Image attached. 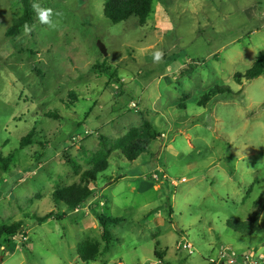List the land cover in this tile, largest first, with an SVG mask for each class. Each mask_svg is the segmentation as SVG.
I'll use <instances>...</instances> for the list:
<instances>
[{
	"label": "rangeland",
	"instance_id": "obj_1",
	"mask_svg": "<svg viewBox=\"0 0 264 264\" xmlns=\"http://www.w3.org/2000/svg\"><path fill=\"white\" fill-rule=\"evenodd\" d=\"M35 1L48 22L33 6L9 37L23 9L0 0V264H264V209L253 235L226 224L264 204V73L244 77L264 59V0H165L145 23H113L107 0ZM216 86L233 92L205 101ZM135 129L157 136L129 161ZM90 171L93 197L55 200ZM51 211L67 216L32 218ZM95 212L120 219L107 251Z\"/></svg>",
	"mask_w": 264,
	"mask_h": 264
},
{
	"label": "trees",
	"instance_id": "obj_2",
	"mask_svg": "<svg viewBox=\"0 0 264 264\" xmlns=\"http://www.w3.org/2000/svg\"><path fill=\"white\" fill-rule=\"evenodd\" d=\"M35 0H20L23 12L17 17L12 25L6 31V35L11 37L20 33V31L29 25L32 14H34ZM155 2H165V0H107L105 4V16L113 23H120L128 20L132 16H136L142 23H145L153 11ZM103 73H106L110 78H115V74L111 72V68L104 64L100 66ZM264 73V59H258L256 63L251 67L244 76L247 81L261 76ZM239 83L242 82L241 75L236 76ZM224 92L232 93L233 90L230 86H216L205 96V101L211 100L217 94ZM157 136L155 131H140L133 130L127 139L123 141L121 146V152L129 161H135L140 155L150 150V142ZM157 176L160 174L157 173ZM82 184L73 185L65 188V190L58 191L54 198L57 202H63L67 205L68 209L74 210L82 203L88 201L94 196L95 190L91 187V183L97 180V171H90L84 173L82 177ZM264 209V204L255 202V210L251 213L247 221H240L237 219H229L226 224L236 232H240L244 235H253L259 227L261 212ZM173 213L170 210V215ZM95 215L102 228V238L105 245V250H109L110 242L113 236L109 230V226L118 223L120 219L107 216L105 214L95 212ZM67 216L66 212L51 211L43 216L33 215L32 218L36 222L42 224L49 220H62ZM23 232V233H22ZM5 241L10 244L19 234L27 236L25 226L22 221L14 223L8 227L5 231ZM83 251V250H82ZM85 260L91 259L87 254H83Z\"/></svg>",
	"mask_w": 264,
	"mask_h": 264
},
{
	"label": "built area",
	"instance_id": "obj_3",
	"mask_svg": "<svg viewBox=\"0 0 264 264\" xmlns=\"http://www.w3.org/2000/svg\"><path fill=\"white\" fill-rule=\"evenodd\" d=\"M132 106H136V103H133ZM76 137H80V136H76ZM185 247L189 248V245L185 244ZM225 250V249H224ZM222 251V254H221V257L222 259H230L229 262L230 263H233L234 262V257L229 258L230 254L232 255V253L230 251ZM245 261H244V264H253V261H252V257L250 255H245Z\"/></svg>",
	"mask_w": 264,
	"mask_h": 264
},
{
	"label": "clouds",
	"instance_id": "obj_4",
	"mask_svg": "<svg viewBox=\"0 0 264 264\" xmlns=\"http://www.w3.org/2000/svg\"><path fill=\"white\" fill-rule=\"evenodd\" d=\"M34 7L36 8V10L38 12L41 21L47 23L48 22V16L50 15V10L49 11L42 10V9H40L39 5H34ZM159 56H160V54L157 53V59L159 58Z\"/></svg>",
	"mask_w": 264,
	"mask_h": 264
},
{
	"label": "water",
	"instance_id": "obj_5",
	"mask_svg": "<svg viewBox=\"0 0 264 264\" xmlns=\"http://www.w3.org/2000/svg\"><path fill=\"white\" fill-rule=\"evenodd\" d=\"M99 47H100V50L102 51V53L107 56L108 55V51L105 47V45L103 43H99Z\"/></svg>",
	"mask_w": 264,
	"mask_h": 264
}]
</instances>
